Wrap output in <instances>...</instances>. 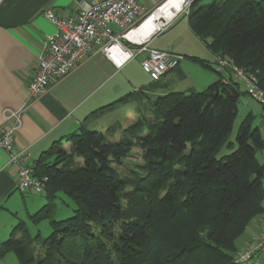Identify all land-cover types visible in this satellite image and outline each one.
Masks as SVG:
<instances>
[{
    "label": "trees",
    "instance_id": "trees-1",
    "mask_svg": "<svg viewBox=\"0 0 264 264\" xmlns=\"http://www.w3.org/2000/svg\"><path fill=\"white\" fill-rule=\"evenodd\" d=\"M186 18L216 56L254 75L264 92V0H195ZM225 74L202 91L153 100L138 89L93 112L66 137L70 147L57 142L33 165L37 177L48 178L42 192L48 203L30 217L36 224L49 219L51 234L17 239L13 232L0 244V257L14 252L20 264H234L235 242L264 214V165L257 157L264 138L250 113L236 144L230 140L242 94ZM133 104L145 109L130 128L133 136L110 140L114 124L89 129L92 119ZM135 147L144 164L124 178L113 164ZM223 148L230 152L218 158ZM65 149L71 150L66 164L58 157ZM61 194L75 210L57 221L52 215Z\"/></svg>",
    "mask_w": 264,
    "mask_h": 264
},
{
    "label": "crops",
    "instance_id": "crops-1",
    "mask_svg": "<svg viewBox=\"0 0 264 264\" xmlns=\"http://www.w3.org/2000/svg\"><path fill=\"white\" fill-rule=\"evenodd\" d=\"M77 1L0 0V132L3 126V111L19 109L25 102L29 83L35 74L44 36L56 32V28L47 19L46 13L53 11L61 17L72 15L75 12ZM138 1L149 10L157 5V0ZM179 26L183 29V34L176 37L167 36L154 48L180 55L183 57L182 61L186 58L190 61H192L191 58H198L212 69L217 56L191 29L188 19L180 21ZM207 49L211 54L207 52ZM135 61L132 65L136 66V74H130L128 80L125 78L119 80L117 76L121 75L131 62L118 71L103 57L89 59L68 76L53 83L44 96L29 104L22 114V126L15 136V149L27 154L26 164L33 166L57 142H61L63 147H70L66 137L77 132L79 126L87 121L93 112L129 93L144 89L155 100L175 92L168 87L167 75L169 73L165 76L166 78L163 77L155 82L143 71L141 61ZM182 61L177 69L186 79L189 66L187 62L182 63ZM137 72L149 77L146 86L134 82L137 79ZM203 74L205 77L202 86H209L220 79L218 74L207 70ZM223 76L225 82L233 79L239 85L242 83L233 75ZM146 87L149 88L146 89ZM190 89L198 91L196 87ZM137 106L138 104H133L123 110H130ZM262 106L264 107V104ZM262 117L264 119V115ZM100 120V118L92 119L94 122L90 128L100 126L102 124ZM259 128L264 138V127ZM259 152L263 155V162L260 163L264 165V150ZM17 174L18 167L9 164L8 153L0 152V212L5 209V202L13 200L18 189ZM22 201H25V198ZM263 234L264 214L256 217L243 235L237 239L236 253L248 249Z\"/></svg>",
    "mask_w": 264,
    "mask_h": 264
},
{
    "label": "built area",
    "instance_id": "built-area-1",
    "mask_svg": "<svg viewBox=\"0 0 264 264\" xmlns=\"http://www.w3.org/2000/svg\"><path fill=\"white\" fill-rule=\"evenodd\" d=\"M170 1L157 0L156 7L149 10L138 0H78L72 15L61 17L53 11L46 13L56 32L44 36L25 102L19 109L3 111L0 132V152L8 153L9 164L18 167V189L21 192L42 193L48 181V178L37 177L33 166L25 164L27 154L14 147L22 114L29 101L40 99L52 83L62 80L94 57H103L119 71L141 56L143 71L155 82L176 70L183 57L156 49L151 43L154 37L166 31L181 16L188 17L195 0H181L180 10L170 20L158 18L155 21L158 27L148 40L138 43L129 37ZM213 65L217 74L227 73L239 78L247 94L260 105L264 104V92L257 86L254 75L246 74L226 57H217ZM263 250L264 234L249 249L236 254L233 263L256 264Z\"/></svg>",
    "mask_w": 264,
    "mask_h": 264
},
{
    "label": "rangeland",
    "instance_id": "rangeland-1",
    "mask_svg": "<svg viewBox=\"0 0 264 264\" xmlns=\"http://www.w3.org/2000/svg\"><path fill=\"white\" fill-rule=\"evenodd\" d=\"M221 0H202V4L209 5L213 2H220ZM255 1H261V0H255ZM187 18L185 17H180L177 19L166 31H164L162 34L158 35L151 43L152 47H155L158 45L159 41H163L167 36H178L183 34V29L181 26H179V22L183 21ZM207 43H210L211 40L207 39ZM207 52H210V50ZM212 52V51H211ZM211 52L209 54H211ZM213 53V52H212ZM218 57V56H217ZM135 60H140L141 61V56L137 57L136 59H133L131 61V65L127 64L123 69L124 71L122 72L121 75L117 76V79H129L130 74H136V66L135 64L132 65L133 62H136ZM187 62L189 68L186 71L188 73L187 78L184 79L180 73L179 69L171 71L167 75V81L169 82L168 87L172 89V91L178 92L182 91L185 92L191 87H196L198 91H202L208 85L202 86L204 83V77L205 75L203 72L205 70L209 72H213L214 74L217 75L214 65L212 69L210 67H205L199 63H196L194 61H190L189 59H184L182 63ZM215 62V61H214ZM208 65V64H207ZM209 66V65H208ZM166 78V77H165ZM149 80V77L137 72V79L134 81L136 83H142L143 85H147L148 83L146 81ZM133 82V81H132ZM53 84V83H52ZM51 84V85H52ZM140 84V85H142ZM51 85L48 87V91L51 87ZM210 85V84H209ZM149 87H146L148 89ZM245 88L244 84L240 83V92L242 94L240 102H239V111L233 126V131L230 135V140L232 142H235L236 144V136L238 129L242 123V121L245 119V117L249 113H253L256 116V120L254 122V126L257 127H264V119L262 115H264V107L257 103L255 100H253L249 95H245ZM173 93V92H172ZM38 100V99H36ZM29 101L28 105L31 104L32 102L36 101ZM27 105V106H28ZM26 106V108H27ZM25 108V109H26ZM143 110L144 107H134L130 110H122L119 115H114V116H108V117H102L100 118L102 124L97 128V131L103 132L104 130L109 129L111 125L114 124L113 128L115 130L114 136L110 137V140L117 141L124 137V135L127 133L129 136H133V131H130L131 127L135 126L139 119L143 115ZM94 121H91L89 123V126L93 124ZM22 126V124H21ZM21 128V127H20ZM102 128V129H101ZM91 130H94V128H89ZM263 129V128H262ZM15 147V144H14ZM235 147H237L235 145ZM56 150V149H55ZM67 155L66 156H61V154L58 156L61 160L67 158L68 162L65 161L66 163L71 162V158L69 157L70 154V149H65ZM57 153V150L55 151ZM230 150L228 151L227 148H223L220 153H218L217 157L221 158L224 154L229 153ZM143 152L139 147H135L132 149V151L122 160L121 165H114V168L120 172V174L124 177L127 178L131 172H138L140 170V167L143 166L144 161H143ZM57 157L53 158L51 161L56 160ZM258 159L260 162H263V155L262 153H258ZM76 164H81L82 160L76 158L75 159ZM26 164V162H25ZM27 165V164H26ZM16 166V165H13ZM17 167V166H16ZM36 173V172H35ZM47 178V177H44ZM18 179V177H17ZM129 190V189H126ZM19 189L14 194L13 200L12 201H7L4 204V210L0 212V244L5 242L6 240L9 239L11 234L14 232L15 237L17 239H23L25 236L29 235L31 237H35L38 234H40L42 237H49V235L52 232L51 225H50V220L49 219H43L39 224H36L33 222L31 219V215H35L38 212H40L45 205H47L48 201L46 199V196L44 193L42 194H35V193H30V192H25L29 194H22ZM25 198V201H22L23 198ZM18 203V204H17ZM123 206L127 207V202L123 201ZM74 210H75V204L74 202L68 198L67 196L61 194L59 195V198L57 199V205L54 209V213L52 215V218L59 221V220H64L67 218H70L74 215ZM23 223V229H19V225ZM252 246V245H251ZM250 246V247H251ZM249 247V248H250ZM248 248V249H249ZM247 250V249H246ZM244 250V251H246ZM243 252V251H241ZM241 252H238L241 253ZM0 264H20L16 254L14 252L7 253L5 256L0 257ZM256 264H264V250L258 255L257 257V263Z\"/></svg>",
    "mask_w": 264,
    "mask_h": 264
},
{
    "label": "bare ground",
    "instance_id": "bare-ground-1",
    "mask_svg": "<svg viewBox=\"0 0 264 264\" xmlns=\"http://www.w3.org/2000/svg\"><path fill=\"white\" fill-rule=\"evenodd\" d=\"M181 3V0H171L160 11L156 12L153 17H150L140 28L130 34L129 37L138 43L148 40L158 27L155 21L161 17H164L166 20L172 19L180 10Z\"/></svg>",
    "mask_w": 264,
    "mask_h": 264
}]
</instances>
